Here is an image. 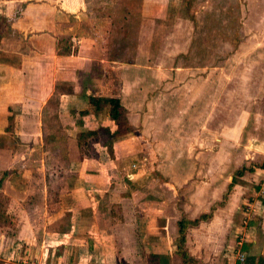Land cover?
<instances>
[{
  "label": "crops",
  "instance_id": "0c3cea01",
  "mask_svg": "<svg viewBox=\"0 0 264 264\" xmlns=\"http://www.w3.org/2000/svg\"><path fill=\"white\" fill-rule=\"evenodd\" d=\"M36 4L0 0L9 7L0 13V194L5 200L0 264H15L22 247L31 258L36 253L54 258L44 244L35 250L29 239L34 228L60 226L65 216L67 229L52 230L58 264H65L69 251L74 259L89 260L86 264H148L149 254L166 256L168 264H184L176 253L179 221L203 213L208 219L192 227L204 223L213 229L203 246L210 260L202 264H229L237 250L245 252L246 264H264V107L259 96L256 107L241 106L239 96L248 98L250 93L227 86L241 60L230 72L227 64L213 72L193 66L179 57L188 46L178 38L163 60L157 52L161 42L140 28L146 23L136 29L138 44L132 43L129 52L131 42H119L125 33H115V16L89 12L86 0H42L47 12L37 30L28 21ZM20 22L22 27L17 26ZM248 71L239 70L250 77L249 86L258 89V77L264 76ZM114 96L121 99L129 131L111 140L105 134L97 136L101 140L88 137L91 153L81 152L79 132H115L117 125L103 101ZM90 98L97 100L92 107ZM49 145L61 148L68 164L67 180L59 187L45 182L53 161L45 155ZM108 146L112 156L107 155ZM191 148L213 153L201 163ZM168 149L173 157L166 159L162 150ZM242 150L246 155L239 159ZM151 151L161 167L163 160L178 164L183 155L191 157L186 161L205 178L194 200L177 188L175 178L181 176L176 168H155L157 163L147 157ZM39 168L44 173L42 190L32 194L26 184L33 185ZM190 174L184 186L196 182L194 170ZM54 193L58 201L49 203ZM14 206L24 208L25 220ZM41 211L45 217L38 222ZM188 251L194 259L201 258L191 246Z\"/></svg>",
  "mask_w": 264,
  "mask_h": 264
},
{
  "label": "rangeland",
  "instance_id": "374dc122",
  "mask_svg": "<svg viewBox=\"0 0 264 264\" xmlns=\"http://www.w3.org/2000/svg\"><path fill=\"white\" fill-rule=\"evenodd\" d=\"M35 1L37 3L36 7L31 9V15H29L28 21L31 22L29 27H34L35 29L39 30L42 28L41 21L46 15L47 8L46 6L42 7V0ZM86 1L88 5L86 9L89 12H97L98 14L99 12L101 14L107 12L112 13L115 16V33H125L123 38L119 37V42L121 45H126L131 42L127 49L129 52L133 50V46H135V44H138L136 39V29H138L139 24L146 23L144 26L140 25V28L144 27L143 30H147V33L151 32L153 35H155V37H157L156 40L159 43L161 42L160 49L157 51L159 52L158 58L160 57L163 60L168 59L169 54L171 53L170 46L173 45L174 39L178 38V41L182 45L185 47L188 46L186 53L181 52L179 54V57H183L187 63L189 62L188 64H193V66L204 65L206 68L208 67L209 71L211 72L214 71V68L225 66L227 64L225 66V70L230 72L233 69L235 61L240 59V71H243V69H249L250 71H248V73L251 76H258L259 74L264 76V0H162L160 7L159 5L161 0H130V2H124L126 0ZM120 1L121 3H119ZM143 2L145 6L143 5ZM17 8H19V5ZM123 9L126 10L123 11ZM141 10L145 11L144 14L148 19L145 22H142L143 20L141 18ZM8 11L9 7L7 5H0V13H7ZM154 16H156V19L151 20V17ZM175 16L178 18L176 23L175 21L171 20V17L174 19ZM182 16H185L187 19H183ZM1 23L3 27L5 22ZM23 23L24 22H20L17 26L22 27ZM175 26H177V28L180 30H175ZM187 26H189V28L191 27L192 30H183ZM146 37L147 40L150 38L148 34H146ZM132 43L135 44L133 45ZM157 52H155L154 58L157 56ZM151 56L152 55H150V57ZM228 60L229 62H227ZM249 65L253 67H249ZM235 67L238 73H235L227 86L235 85V89H239L240 93H244L245 91L246 93L249 92V95H251V97L248 98L242 97V95H240L239 97H241V99L238 100L239 104L247 108L256 107L257 96H259L258 100L262 101V106L264 107V77H258V89L256 87L251 88L249 86L250 77L247 76L245 72H239L236 65ZM147 77H151V74H147ZM212 77L216 78V75L212 74ZM238 83L240 85H238ZM146 86L148 85L146 84L145 87ZM261 96H263L262 100L260 99ZM57 131L58 129H56L54 132L57 133ZM98 140L101 139L98 138ZM196 148H191L190 153L193 155L198 153L197 158L201 163L206 161V159L209 158L213 153V151L209 150V148H206V153L203 154L201 153L202 148H199V152L196 151ZM108 149L107 155L112 156V153L110 152L111 147L108 146ZM227 149L232 154V147L227 146ZM184 150L185 148L182 149V151ZM44 151L45 155H49V157L53 160L46 168L47 175L45 182L48 183V180L51 179L50 186L59 187L62 183L64 184V178L66 179L67 177V160L63 159L61 148L49 145V147L47 146L44 148ZM81 151L85 152V154H90L91 147L87 146L86 144L82 146ZM155 154L156 153L151 151L150 153H147V157L154 159L155 162L157 161V154L156 156ZM162 154L166 155V159L173 157L172 155H169L171 154L170 149L162 150ZM243 155L245 156L246 154H243L242 150L241 153H239V159L244 158ZM183 158V162L178 164L163 160V167L160 166L159 162V164L155 162L154 164L157 163L155 168L158 165L160 169L163 168L162 170H168L172 167L176 168V170L179 172V175L181 177L183 176L182 178L178 176L175 178L177 181L175 182L178 183L177 188L182 191L183 195L185 194L190 196L189 200H194L196 191L199 190L200 185L203 181H205V178L202 177L204 175H202L201 172L198 173V170L195 169L194 165L192 166L188 164L186 160H191V157H186V155H183ZM57 160L58 163H56ZM200 166L201 164L199 163L198 167ZM192 170H194L195 175L193 179L196 182H194V184H192L190 187L184 186V180L191 177L192 174L190 173ZM42 172L43 170L40 171V168L36 169L34 173L35 179L33 181V185L29 182L26 184L29 188L31 185L32 194H36L42 190V176L44 174ZM66 184L67 183L65 181V185ZM37 196L41 198L40 195ZM17 200L15 198L14 202H17ZM37 205H39L38 202ZM15 209L16 213L19 214V219L23 218V220H25L26 214L23 212V210L21 211V209L24 208L20 207V209ZM39 210L40 207L37 211ZM190 213L193 214L194 212L190 211ZM44 217L45 216L42 215L41 211L38 212L36 219L38 222H40L44 219ZM53 219L54 218L52 217L51 220ZM61 221L62 222L60 226L53 224L49 229L44 227H39L37 229L34 228V233L29 239V242L34 243L35 250L36 248H39L40 250V246L42 249V244H44L45 249H48L50 254H55L53 255L54 258L50 257L49 259H43L44 255L40 254L39 257V254L37 253L31 258L32 255L28 254L27 256L25 253V248L22 247L19 249L21 254L19 259L15 261V264H58V259H56L58 252L56 249V244L53 242L55 241L57 235L54 234L52 230L55 231L56 229H67V217H62ZM211 231H213V229H210V225H205L204 223L197 228L189 227L187 229L186 236L189 235V243L185 244V248L188 251L191 246L194 255H201V258L195 260V264H202L208 257L210 260L211 253L209 249H203V246ZM207 240H209V238H207ZM213 241L214 240H211V242ZM43 253H46V250H43ZM22 254H24L23 257ZM65 256L66 254L64 257ZM86 262L84 259H74L73 255H70V251L69 254H67V258H65V264H86Z\"/></svg>",
  "mask_w": 264,
  "mask_h": 264
},
{
  "label": "trees",
  "instance_id": "16d2710c",
  "mask_svg": "<svg viewBox=\"0 0 264 264\" xmlns=\"http://www.w3.org/2000/svg\"><path fill=\"white\" fill-rule=\"evenodd\" d=\"M100 100L98 99V102H100ZM96 101L97 100H95L94 98H90L91 107L94 106V103H96ZM103 101L109 105V115H110L111 119L116 123L117 128H116L114 133H110L105 128H99L97 130H88V131L79 132L77 138L79 141L80 150L82 149V146H84L87 143L86 139L88 137H93L94 139H97L98 138L97 136L99 134H105L111 140L114 137H116L120 134H124V133L129 131V127H128V123H127V117H126V111L121 104V99L118 96H114V97H110V98H105ZM67 166H68V164H67ZM50 180L51 179L48 180L49 183H50ZM52 191H53V189H52ZM57 201H58V194L57 193L49 194V203H53V202H57ZM4 204H5L4 196H2L0 194V222L4 221L3 220L4 219L3 205ZM208 217H209V214L203 213L198 218H195V219H189L186 216H183L181 218V220L179 221V237L177 238V251H176V253L178 255H180L184 264H195V260H196L189 255L187 249L185 248L186 247L185 244H186L187 229L189 227L197 226L201 221L207 220ZM147 261H148V264H168V258L166 256L160 255V254H149L147 256Z\"/></svg>",
  "mask_w": 264,
  "mask_h": 264
},
{
  "label": "built area",
  "instance_id": "2783aa9c",
  "mask_svg": "<svg viewBox=\"0 0 264 264\" xmlns=\"http://www.w3.org/2000/svg\"><path fill=\"white\" fill-rule=\"evenodd\" d=\"M234 255V260L231 261L229 264H246L245 252H243L242 250H237Z\"/></svg>",
  "mask_w": 264,
  "mask_h": 264
}]
</instances>
